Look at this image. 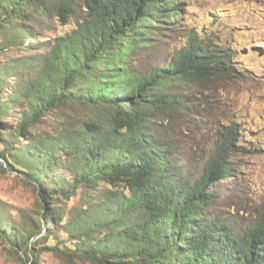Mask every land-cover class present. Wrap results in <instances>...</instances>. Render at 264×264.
<instances>
[{"label":"trees","instance_id":"obj_1","mask_svg":"<svg viewBox=\"0 0 264 264\" xmlns=\"http://www.w3.org/2000/svg\"><path fill=\"white\" fill-rule=\"evenodd\" d=\"M183 6L0 0V54L31 52L0 64V160L39 203L18 225L0 211V237L26 264L43 251L91 264H264V193L256 208L227 209L217 187L240 177L237 156L258 151L248 138L263 130L193 107L244 67L218 31L192 26L166 50L155 45ZM53 22L74 26L28 41ZM59 231L63 247L49 241Z\"/></svg>","mask_w":264,"mask_h":264},{"label":"rangeland","instance_id":"obj_2","mask_svg":"<svg viewBox=\"0 0 264 264\" xmlns=\"http://www.w3.org/2000/svg\"><path fill=\"white\" fill-rule=\"evenodd\" d=\"M184 2L182 14L164 24L166 28L153 34L154 44L162 50L179 43L186 36L190 27L222 33L223 42L230 41L237 51L238 66L244 67L237 77L225 82V89L217 90L214 97L210 90L206 97L193 102V107L206 119L221 120L225 117H236L242 122L241 127L263 130L257 137L253 135L258 151L248 150L244 155L237 156V166L241 169L240 177L231 176L218 187L225 198V208H231V203H237V208L258 207L262 193H264V0H182ZM54 30L46 27L39 28L28 41H45L61 32L70 30L74 23L60 25L53 22ZM35 30V29H33ZM20 46L5 47L0 54V64L12 57L28 54ZM141 59H148L142 55ZM160 61V63H163ZM218 89V88H217ZM12 115H17L12 109ZM11 122L14 119L11 118ZM54 118L42 124V130L53 129ZM198 127L199 124L195 123ZM0 211L14 225H18L24 216L33 214L39 207L35 187L27 176L11 170H4L5 160H0ZM242 192L233 197L234 188ZM77 199L70 201L73 205ZM58 239L49 238L50 243H58L63 247L66 235L58 232ZM40 246V245H38ZM15 254L8 243L0 237V264H26ZM30 264V263H28ZM36 264H91L89 262L69 261L57 257L52 252L43 251Z\"/></svg>","mask_w":264,"mask_h":264}]
</instances>
